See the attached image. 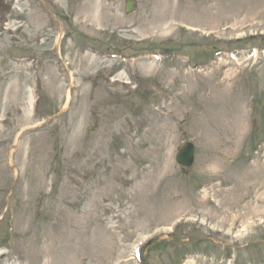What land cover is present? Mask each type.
I'll use <instances>...</instances> for the list:
<instances>
[{
  "label": "rangeland",
  "instance_id": "obj_1",
  "mask_svg": "<svg viewBox=\"0 0 264 264\" xmlns=\"http://www.w3.org/2000/svg\"><path fill=\"white\" fill-rule=\"evenodd\" d=\"M126 1L1 0L0 264H264V0Z\"/></svg>",
  "mask_w": 264,
  "mask_h": 264
},
{
  "label": "water",
  "instance_id": "obj_2",
  "mask_svg": "<svg viewBox=\"0 0 264 264\" xmlns=\"http://www.w3.org/2000/svg\"><path fill=\"white\" fill-rule=\"evenodd\" d=\"M134 1H129L127 5V12H131L134 9ZM177 161L184 166H191L194 162V145L191 143L186 144L180 149L177 155Z\"/></svg>",
  "mask_w": 264,
  "mask_h": 264
},
{
  "label": "flooded vegetation",
  "instance_id": "obj_3",
  "mask_svg": "<svg viewBox=\"0 0 264 264\" xmlns=\"http://www.w3.org/2000/svg\"><path fill=\"white\" fill-rule=\"evenodd\" d=\"M0 10H1V4H0Z\"/></svg>",
  "mask_w": 264,
  "mask_h": 264
},
{
  "label": "bare ground",
  "instance_id": "obj_4",
  "mask_svg": "<svg viewBox=\"0 0 264 264\" xmlns=\"http://www.w3.org/2000/svg\"><path fill=\"white\" fill-rule=\"evenodd\" d=\"M12 161V160H11Z\"/></svg>",
  "mask_w": 264,
  "mask_h": 264
}]
</instances>
